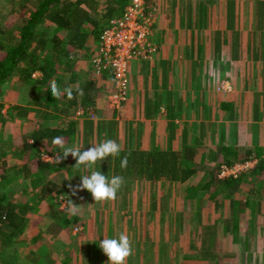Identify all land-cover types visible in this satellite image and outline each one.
<instances>
[{
  "label": "crops",
  "instance_id": "crops-1",
  "mask_svg": "<svg viewBox=\"0 0 264 264\" xmlns=\"http://www.w3.org/2000/svg\"><path fill=\"white\" fill-rule=\"evenodd\" d=\"M241 1L242 0H237V2L233 4L232 0H223L222 6L224 7V11H221V14H219L220 11H218L220 8L219 0H150L148 5L146 2L147 8H149V4H153L154 11L158 15L153 27V33L156 34V30L162 29L161 32L163 36L159 42V52L154 56L152 60L135 59L130 60L128 63L129 76L131 74L130 91L125 106L120 110L121 115H123L125 117V120L130 123L129 131L127 133V139L124 140L126 132L125 128L122 126V124L125 123V120L120 121L121 118L117 111L110 109L107 104V95L112 92V87L109 86L111 84H109L108 87L106 86V82H108L110 78V74L107 72L106 74H104V77L102 79H94V93L96 94L95 99L98 102L99 116L102 117V120L104 119L103 121H101V123H105V120L107 121L106 123L114 122L113 120H119V122L117 123H119L118 126L122 128V131L115 127H108L106 134L105 131H100L97 132L98 134H96V137H94L95 134L93 132H89L87 125L83 121V118H75V122H68L73 123L75 126L73 139H69V136H61V138L63 139L64 143H66L65 146L79 145L82 139L83 141L87 139L90 140L91 145H93L103 141L106 138L116 140L117 143L122 146V149L142 148L171 151L177 155L179 162L187 161L189 162V164L197 165V172L185 181H174L171 178L167 177H161L159 179L137 178L138 181L134 182V184L141 187L139 191H137V194L134 198L126 196L127 198L124 199L125 195H123V193L126 192L124 190L121 193H117V198L115 200L96 202L92 198L91 193L87 190L77 192L78 196L76 194L73 195L72 189L80 183V177L87 174L84 166L81 165L76 171L75 169L70 167L69 163L62 164L61 171H63V173L60 172L61 174H59L56 179H47L46 182L42 180L44 184L42 186L36 185L35 187V190L37 192L40 191V194L39 196H37L38 194L36 192V198L34 197L33 201H41L42 203L48 198L51 200V198L55 195L54 212L49 211L47 208H41L37 210L38 214L42 212L49 219V223H47V225L45 226L46 231L42 234L40 233L37 228V226L39 225L37 221V224L31 225L32 227L29 229L28 234L26 235V237L29 238L36 236L37 240L40 239L38 241V244L40 248L39 251L42 252V258L46 256V254L44 255L43 253H45L49 247H54L56 251L60 252V250H63L64 246L72 244L74 247L72 246L70 250H73L75 253L70 254L59 264H108V257L98 246L99 241L103 238H113L114 236H118L121 232H123L130 237L132 246L134 245V247L136 248L134 254L126 259L125 264H132L129 262L130 258H135L137 261H143L145 259L150 260L151 258H149V255H145L144 253H140L138 251L140 248L143 251V249L148 246L151 249L153 248V241L158 242V238L156 236L160 234L161 231L163 232L164 228L163 227L159 229L156 224L162 226L165 224L166 219L168 220L167 195L162 196L159 201L160 195L157 194L158 190H156L155 188V186L158 185V181L167 179L171 182H174L175 186L178 183L177 186L181 188H178L177 191L184 196L189 194H185V187L187 185L191 187L202 184L201 192H203L202 188L211 178L210 175L212 174V172L215 173L219 181L237 179L239 178V176L246 173L244 172L238 177H221L219 175L220 166L222 164L231 166L250 158L252 155V153H250L251 150L255 151L258 147L264 148V141L262 144H258L256 142L255 136L253 135V132L251 131H245V134H243L244 136L240 137L238 135L239 131L233 132L232 129L234 126H231L228 132L226 130H219L217 136L216 133L214 134L211 130H209L210 128H207V126L202 129V125H200L198 129L200 133L202 131V134L194 133L190 128L191 124L202 122L208 123V121L206 120V116L203 117L200 114L199 109L197 114H190L188 110V107H190L191 103H195L194 105L198 108L200 106H205L206 103H203V97H208V94L205 93L208 91V88H206L205 84L206 73L203 77V85L197 84V81L194 82L191 72L190 75L187 74L188 69L195 65V62L193 63V60L196 59V56H194L195 51H192L191 49L194 50L196 48H199L200 52L198 53L197 58L203 60L226 59L228 60V65L230 64L229 60H231V62L235 59L245 60L242 62L244 66L241 65V67L247 75V79L244 80V83H242L241 89L244 91H248L249 93L252 91L260 92L264 88V73H260L261 68H259V74L262 76H260V78H253L252 81H250L251 79L249 78V68L251 69V67L249 60L254 59L257 56H252V52L249 51L247 46L243 47L244 44H248L247 39H245L243 44L240 45V37L237 34L240 28L244 31L242 27L243 24L240 25V22L242 23V20H240L239 15V3ZM251 3L253 4V6H251ZM240 4L242 5V7L244 6L243 3ZM245 6L246 8H243L242 12L246 10L245 17L243 15V22L247 25V28L248 26H250L252 8L254 10L256 21L264 20V0H250ZM227 12H229V14H227ZM148 13L155 15L153 12ZM11 17L13 18V25L16 24L17 19H19V14ZM10 23H12V21H9V24ZM49 23L52 24L51 22ZM61 31L69 32L66 30H60V32ZM44 33L45 34L43 35L42 33V35L37 40H35V38L33 40L30 52H33V54L35 55L37 54L35 53L36 51L34 52V49L36 48L44 50V56L50 53V50L47 49V46H49V44L51 43H49L48 41L49 37H47L46 32ZM16 34L17 31H13V35L16 36ZM71 35H73V33L69 32V36H67V38H64V43L65 45H68V47H71V45L69 44ZM59 37L61 38V36ZM180 38H182L184 45H190V52L188 57L186 54L183 55V51H177L175 49H171L170 47L171 43L176 44L175 42H178ZM40 40H45L46 42H48V45L46 46L44 42L41 43ZM36 44L37 46H35ZM88 49L95 48L89 47ZM83 52L84 50H79L78 52L75 51L73 55L76 58V56L81 55ZM258 57L260 58V56ZM204 65H206V63ZM233 65L238 66L240 65V62L233 63ZM218 68L220 69V65L218 66ZM229 69L230 71H232L231 68ZM180 70H182L183 73L178 74ZM58 71L63 72L59 68ZM40 74V71H35L33 73V76L38 77L40 76ZM183 75L184 79L182 81ZM75 76L78 77L77 74ZM89 78H91V73ZM80 79L81 78H77L75 84L66 86L72 87L74 89V94L77 97L78 102H80L79 100H81L82 95H77L75 89L77 87L82 89V81ZM85 79V77L82 78V80ZM31 89L32 88L29 85L21 82L18 76L9 79L2 85V98L5 105L0 112V121L3 119L6 120L4 122H0V140H7L10 143L8 144L10 145V149L8 152L11 153L12 151L14 154H21L24 152V155L26 156L24 157L23 161H20L21 164L20 162L14 163L12 164V166H10V169H13L14 171H17V169H21V171L26 172V174H29V170L32 167L31 157L28 153V149L32 148L31 145L33 144V142L31 141L33 139L29 137V135L33 131L40 129L37 128L39 125H36V123L40 122V120H36L35 118L33 120H30L36 126L30 133H24V129H22L21 134L19 135V141H17L16 137H14L16 136V134L14 132L10 133V131H8V128L10 124L13 125L14 123H26L28 120L27 117H30L33 111H46V109L37 107L32 104L30 97ZM47 91L49 94H51L50 89ZM193 91L199 93L194 94ZM201 92L203 96H200L198 98L199 100L197 99L198 101L194 100V96L198 97L199 95H201ZM234 92L235 91H232L230 93H220L226 95L227 98H225L226 100H223L218 104L219 111H217L216 114H218L219 116L220 112H226L225 115L230 116V118L232 119L230 122H227L228 126L233 125L235 121L238 123L245 122L247 123L246 128L249 129L250 123H258L260 125V128L263 130L261 138L262 140H264V102L260 104L258 108H256L253 104H251L249 100L247 101V103H243L244 101H240L239 97L236 99V94ZM23 93L25 95H22ZM66 99V95L62 96L61 102L57 107L62 109L64 108V105L67 106V104L65 103ZM228 102H230L231 104L228 107L223 106V108L222 104ZM178 105L180 106V112H176V106ZM240 105L241 113L239 111ZM219 107H221V110L219 109ZM244 115L245 118H241ZM222 116L224 115L222 114ZM68 123L61 126H53V128H67ZM137 123H139L138 127ZM238 125L239 124H237L236 126L237 130L239 128ZM261 125L263 127H261ZM241 126L244 127L245 125L241 124ZM189 139L194 140V142L188 141ZM138 141L144 142L145 146L140 147V145H138ZM48 142L49 145L53 146L52 140ZM23 143L26 144L23 145ZM209 143H214L215 147H211L210 149L207 148L206 145H208ZM2 144L3 143H0L1 147H3ZM21 145H23V147L21 149H17V147L19 148ZM90 146H84L81 148L83 150V148H87ZM55 147L59 149L57 146ZM228 147L230 148L227 149ZM206 148L208 152H206ZM38 149L40 151L39 147ZM202 149H204L205 152H201L200 150ZM57 152L59 151L54 150L53 153H49L57 155ZM3 154H5V152ZM200 155L203 156L200 157ZM69 157L71 158V155H69ZM204 157L205 160H208V162L204 163V161H201ZM2 162L4 161L2 160ZM45 163L46 162L42 163V166H45ZM94 167L96 168V165ZM202 174L204 175V177H202ZM112 175L120 174H111L110 176ZM127 180L136 179H124L122 188H126L125 182ZM187 182L189 184H187ZM185 184L187 185L185 186ZM46 186L48 188H46ZM248 186L249 189L252 188V185ZM59 187H63L65 189L67 188L66 190L68 193L62 194L61 192L57 191L60 189ZM240 188H243V186L241 185ZM252 189H255V192L251 193L250 191H248L250 194L246 195V198L240 194L239 190L234 191V194L230 195L229 197L220 194L213 200L207 198V195L202 193L197 196V203H202L206 206V204H209V202H219L220 205L221 203L224 206L226 204L227 210V208H231V206H233V203L248 202V199L251 200L250 198H248L250 195H253L254 197L258 196L256 195L258 194V188L254 187ZM160 191L163 192V190ZM199 197L201 199H199ZM69 200H72L80 209L79 212L73 216L72 220L76 222V226H82V230L79 232H76L74 230V228L76 227L75 225L73 226L74 228L72 227L71 233L66 231L67 228L64 227L65 225L63 223V220H67V214H70L67 211V203ZM109 202H117L118 204L115 205V208H112L113 206L110 207V205H108ZM124 202H134L136 203V206L129 207L128 205L124 204ZM158 202L159 206L157 207L156 205L158 204ZM10 203L12 204L14 209V211L12 212L13 220L10 222V225H6L10 227L12 234H14L17 231L21 230L22 227H24L26 218L31 219L32 217H34V215L32 216L31 212L28 210L32 209L35 204L31 203V206L26 207L20 205L17 206L14 204V202ZM135 208L137 209L136 211ZM202 218L204 219L203 216ZM80 220H83L84 222H81ZM231 220L234 226L237 223L244 222L243 215H239L238 217ZM35 222L36 221H34V223ZM42 224L44 225V223ZM83 225L85 226L84 231ZM229 228H231L232 231H235V233L232 231H227L229 232V236L225 237V233H223L222 237L218 238L217 241H222L228 246V248L230 246L232 250H235L240 247V244L235 240L236 235L240 230H244L246 231V234H239V237H243V239L246 241L247 246H249V239L247 234H249L251 228L242 226H236V230H234L235 227ZM176 229L181 230V228L179 227L175 228L174 230ZM199 229L200 228H198L197 226H194L189 229L190 232L183 233H186L185 235L187 237V233L190 234L191 232H193L194 234H196ZM220 229L222 230V228ZM82 231L83 233L81 235H78ZM40 234L42 235L41 238ZM175 235L176 233L171 234V232L168 231L170 244H172L173 246H178L177 243L183 244V241L177 240ZM79 239H81L82 246L77 245ZM243 239H241L242 242H244ZM190 242V245H186L184 251L182 249V264H193V262H189L190 259H204L207 261V256H198L196 258L195 256H190L187 260L188 262L184 260L185 254L189 255L190 251L194 252V246H192L193 240L191 237ZM47 243H50V245L45 246V249L42 244L46 245ZM25 249L29 250L31 248L25 246ZM169 249L170 252L167 251L163 254V260L167 258H169L170 260L172 258L173 260L175 257H177V255L174 256L173 253L170 254L171 248ZM208 250L209 249L207 248L205 252ZM9 253H12V255L16 254V248L14 247L13 250H9V252L7 253H0V255L9 256ZM82 253L84 255H82ZM211 256H213L214 258L216 257L215 254H212ZM71 260H77V262ZM203 263H205V261ZM214 263L222 264V261L218 260ZM229 264L243 263L238 260L234 261L230 259ZM257 264H264V260H258Z\"/></svg>",
  "mask_w": 264,
  "mask_h": 264
},
{
  "label": "rangeland",
  "instance_id": "rangeland-1",
  "mask_svg": "<svg viewBox=\"0 0 264 264\" xmlns=\"http://www.w3.org/2000/svg\"><path fill=\"white\" fill-rule=\"evenodd\" d=\"M98 1H99V4L97 5V7L98 6L100 7L98 8L99 12L97 11L98 13L97 15H95V13L93 14L96 17H102L104 13L106 12L105 7L107 4L106 3L107 1L106 0H98ZM232 1H233V4L237 2V0H232ZM249 1L250 0H242L240 3L244 4L243 7L239 3V6H240L239 15H240V20H242V23L240 22V25L243 24L242 27L244 31L240 28L237 34L240 37V45H242L245 39H247L248 44L247 45L244 44L243 47L247 46L249 51L252 52L251 55L257 56L256 58L249 60L250 67H251V69L249 68V72H250L249 78L251 79L250 81H252L253 78H257V77L260 78V76H262L259 74V68H261L260 73H264V58H263L264 57V20L256 21L254 10L252 8L251 9V20H250V26L251 25L252 26L251 27L248 26V28L246 27L247 25L243 22V15L245 17L246 10L242 12V9L246 8L245 5H247ZM37 2L38 0H0V25L4 27L5 29L10 30L12 35H13V31H17L16 36L19 35L20 27L24 24V20H25L24 18H26L29 12H31L33 9L36 8ZM222 2L223 0H219V3H220V8L218 10L220 11L219 14H221V11H224ZM251 6H253L252 3H251ZM146 10L148 12H153L155 14L154 15L155 19H157L158 15L154 11L153 4H149V8H147ZM17 14H19V19H17L16 24L13 25V20H12L13 18L11 16H16ZM227 14H229V12H227ZM227 18H228V15H227ZM9 21H12V23L9 24ZM161 30L162 29L156 30L157 33L156 34L153 33L152 35V42L157 47V51L151 57H148V58L141 57L138 59H141V60L151 59L152 60L154 56L159 52V47H160L159 42L163 36ZM44 32H46L47 37L49 38H51L53 35H59L63 39L69 36V32H62V31L60 32V30L55 28L53 24H50L49 22H47V24H45V27L41 25L37 26L35 35H34L35 40H37L42 35V33L44 35L45 34ZM96 42L97 40L94 41L91 38L88 46L89 47L91 46L90 48H95L96 45L94 46V43ZM175 43L176 44H172V43L170 44L171 49H175L177 51H183V55L186 54L188 57L189 52H190V45H187V44L184 45L182 38H180V40ZM35 46H37V44ZM47 47H48L47 48L48 50H51L53 45L49 44V46ZM96 50H97V47L95 49H88L84 51L81 55L76 56V58L75 56L74 58H72L73 60L72 64H74L72 65L74 68V72L73 70L72 72L75 75L76 74L78 75L77 78L82 79L83 77H85L87 79L90 77L89 73H91L92 71L91 68H93L91 59L94 53L96 52ZM191 50L195 51L194 56H196V59L193 60V63L195 62V65L191 67L190 69H188L187 74L190 75V72H191L194 82L197 81V84L203 85L202 84L203 77H204V74L206 73L205 84H206V88H208V91L205 92L206 94H208V97L207 98L205 97L206 99L203 97V100H204L203 103H206L205 106L203 107L200 106L198 108L194 105L195 103H191L190 107H188L190 114H193V113L197 114L198 109H199L200 114L203 117L206 116V120L208 121V123L202 122V123L191 124L190 125L191 131H193L194 133L202 134V131L201 133L198 131L199 126L202 125V129L205 128V126H207V128H210L209 130H211L214 134L216 133V136H217L219 130H226L228 132L230 127L234 126L232 129L233 132L239 131L238 135L240 137L244 136L243 134H245V131H251L253 132V135L256 138V142L258 144H262L264 141L261 138L263 130L260 128V125L258 123H255V122L250 123L249 129L246 128L247 123L245 122L238 123L235 121L233 125L228 126L227 122L228 121L230 122L232 120L230 116H226L225 115L226 112L224 111L220 112L219 116L218 114H216V112L219 111L218 104L221 101L226 100L225 98H227L226 95H223L220 93H224V92L230 93L232 91H235L234 93L236 94V99L239 97L240 101L242 100L244 101L243 103H247V101L249 100L251 104H253L254 107L256 108H258L259 105L264 102V88L260 92L252 91L249 93L248 91H244L241 89L242 83H244V80L247 79L246 78L247 75L245 74L243 68L241 67V65L244 66L242 62L245 60L235 59V60H232V62L231 60H229L230 64L228 65V60L226 59H207V60L199 59L197 58V55L200 52V49L196 48L194 50L193 49ZM34 52L37 53L36 56H41V57H43L45 54L44 50H40L38 48L34 49ZM90 54H92L91 58H90ZM258 56H260V58ZM132 60H135V59H132ZM239 62H240V65L238 66L233 65V63H239ZM205 63L206 65H204ZM219 65H220V69L218 68ZM56 66L57 68L62 70L64 65L62 61H59L56 63ZM229 68H231L232 71H230ZM229 72L232 75H230ZM180 73H183V71L180 70L178 74ZM103 75L96 76L95 73H92L91 78L89 79L96 78L97 80H99L103 78ZM183 79H184V75L182 77V81ZM222 81H224V83L226 84H230L231 89L226 90V91L224 90L219 91L216 85H218ZM108 82H106L107 87L109 84H111V75H110ZM130 85H131V74L129 76V91H130ZM109 86L112 87V84ZM193 93L198 94L199 92L193 91ZM22 95H25V94L23 93ZM200 96H203L202 92H201V95H199L198 97L194 96L193 99L197 100ZM67 102L68 101H66L65 103L67 104ZM1 104H3V107H4L5 103H4L3 98L1 99ZM81 105H83L84 107H90L89 109H91V107L94 108L95 116L90 117L87 112H85L84 115H78L77 111L79 110L80 107H82ZM179 108H180L179 105L176 106V112H180ZM220 108L221 107H219V109ZM116 111L120 115V118H121L120 121L125 120V117L121 115V111L120 110L119 111L116 110ZM239 111L241 113V105H240ZM222 114L224 116H222ZM27 118L28 120L26 123H22V124L14 123L15 125L10 124L8 128V131H10V133L14 132L16 134V136L14 137H16L17 141H19L20 139L19 135L21 134L22 129H24L23 131L24 133H30L36 125H39L37 128L53 127V126H59V125L61 126V125L67 124L69 121L75 122L76 120L75 118H83V121L87 125L89 132H93L95 134L94 137H96V134H98L97 132H100V131H105V134H106L108 127H115V128H118L120 131H122V128L118 126L119 123H117L119 122V120L118 121L113 120L114 122H110V123H106L107 121L105 120L104 121L105 123H101V121H103L104 119L102 120L101 119L102 117L99 116V107H98L97 101L92 104H85V103L79 102L78 104L73 105L70 108H68V105L67 106L64 105V108L62 109L61 108L46 109V111H42V112L33 111L31 116ZM34 118L36 120L37 119L40 120V122H37L36 125L30 121V120H33ZM241 118H245V115ZM4 121L6 120L3 119L0 122H4ZM138 124L139 123H137V127H138ZM237 124H239L238 130L236 128ZM241 124H244L245 126L242 127ZM122 126L125 128L126 133H125L124 140H126L127 133L130 127V123L127 120H125V123H123ZM261 127L263 126L261 125ZM104 140H106V138ZM48 141L50 140H45L40 144L37 143L38 147L40 148V151L39 149L36 148V146L29 148V149L27 148L28 153L31 157L32 167L29 170V174H26V172L21 171V169H17V171L10 169V166H12V164L24 160V157H26L24 155V152L21 154H14L10 150L11 151L10 153L8 152L10 149V145L8 144L10 143L7 140L5 141L0 140V143H3L2 144L3 147H1L0 145V190L2 192H6L8 201L12 203L14 202V204L17 206L20 205V206L29 207L31 206V203L35 204V206H33L32 209L28 210L31 212L32 216L34 215V217H32L31 219L26 218L24 222V227H22L21 230L12 234L10 227L8 225L6 224L2 225L5 233L0 234V253H4V252L7 253L9 252V250H13L14 247L16 248L17 253L14 255H12V253H9L10 254L9 256L0 255V264H7V263L8 264H59L65 258H67L70 254L75 253L73 250H70V248L73 245L68 244V246H64L63 250H60V252L56 251L54 247H51V248L49 247L46 250V252L43 253L44 255L46 254V256L42 258L43 257L42 252L39 251L40 248L38 244V241L40 239L37 240L36 236L32 238L26 237L29 229L32 227L31 225L37 224V221L39 224L37 228L40 231V233L42 234L43 232L46 231L45 226L47 225V223H49V219L42 212L38 214L37 213L38 209L47 208L49 211H52V212L55 211V202H54L55 195L51 198V200L48 198L49 200L47 199L43 201L42 203L41 201L40 202H36V200L33 201V198L34 197L36 198V192H37L35 190L36 185L42 186L44 184L42 180L46 182L47 179H51V180L56 179L58 175L61 174L60 172L63 173V171H61L62 164L69 163L70 167L75 169L76 171L81 166V165L79 166L76 165V160L72 156L71 158L68 156L66 159H63L59 162L56 159L57 155L52 154V153L54 152V150H58L59 152L57 153L62 154V150L60 151V149H57L54 145L53 146L49 145ZM82 141L83 139L80 141V144H79L80 147L91 145V142L88 139L84 140L83 142ZM188 141L194 142V140L192 139H189ZM31 142H33V140ZM138 143L140 147L145 146L144 142L138 141ZM25 144L26 143H23V145ZM64 144L66 145V143ZM23 145H21L19 148L17 147V149H21ZM206 147L209 149L211 147L214 148L215 144L209 143L208 145H206ZM202 148H205V147H202ZM207 148H206V152H208ZM200 151L205 152L204 149ZM4 152L5 154H3ZM49 152H52V153H49ZM44 154H49L51 156L54 155L56 157L52 159L51 161H45L43 159ZM203 155H200V157ZM2 160L4 162H2ZM43 161L46 163H53V164H48V166H41V163H44ZM201 161H204V163L208 162L207 159L205 160V157ZM183 165L188 166L187 162H183L182 166ZM202 177H204L203 174H202ZM132 179H136V180H127L125 182L126 188L121 187V189L118 191V193H121L124 190L126 191L123 193V195H125L124 199L127 198L126 196L134 198L137 194V191H139L141 187V186H137L134 184V182L138 181L137 178H132ZM157 184L158 185H156L155 188L156 190H158L157 194L160 195L159 201L162 196L167 195L168 220L166 219L165 224L162 226H159L158 224H156L159 229L163 227L164 228H163V232L161 231V233L156 236L158 238V242L153 241V248L151 249L148 246L144 248L143 251L141 250V248L138 251L140 253L141 252L144 253L145 255H149V258L151 259L137 261L135 258H130L129 260L130 263L132 264L133 263H136V264H182V258H183L181 255L182 249L184 251V249L186 248V245H190L191 243L190 237L193 240L192 246H194V252L190 251L189 255L185 254L184 260L186 262H188L187 260L190 256L191 257L195 256V258L198 256H202V257L207 256L208 258L207 261L204 259H200V260L190 259L189 262H193V264H205V263L206 264H217L214 262H217L218 260H221L222 264H229L230 259L234 261H237V260L241 261V263L243 264H246V261H247V264H257L258 260H264V197H263L264 192H261V193L258 192V194H256L258 196H255V197L253 195H250L248 198H250L251 200L248 199V202L233 203L234 206H231V209L235 206L240 209L242 203L246 205L245 211L243 212L237 211L238 215L236 217H238L239 215H243V218H244L243 227L251 228L249 231V234H247L248 239H249V246H247L246 241L243 239V237H239V234L245 235L246 231L240 230L239 233L236 235V239H235L240 244V247H238L235 250H232V248L230 246L228 248V246L224 242L217 241L218 238L222 237L223 233H225L224 234L225 237H228L229 232L232 231V229L228 227H234L232 220L230 222H228V220L231 218L234 219L236 217L234 216L231 217L232 213L229 215L226 212V204L224 206L222 203L220 205L219 202H209V204H206L205 206L202 203H197V196L203 193L201 192L202 184L189 187L187 185L189 183L187 182V184H185V186L187 185L185 187V194H188V193L189 194L184 195V196L180 192L177 191L178 188H181L177 186L178 183L175 186L174 182H171L167 179H163V180L158 181ZM241 185L243 186V188H239L240 194L246 198V195L250 194L248 192L249 186L248 184H241ZM59 188L60 189L57 191L61 192L62 194L68 193L66 190L67 188L66 189L63 187H59ZM160 190H163V192H161ZM37 194H38L37 196H39L40 191H38ZM76 195L78 196L77 193ZM199 199L201 198L199 197ZM117 204H118L117 202L108 203L110 207L113 206L112 208H115V205ZM124 204L128 205L129 207L136 206V203L134 202H129V203L124 202ZM156 206L157 207L159 206V202ZM136 210L137 209L135 208V211ZM67 215L68 216L66 217V219L68 218L67 221H69L70 223H68L69 228L66 231L71 233L72 227L76 224V222L72 221L74 215L72 214H67ZM202 216L204 217V219L202 218ZM34 221L36 222L34 223ZM42 223H44V225ZM78 224H82V223H78ZM194 226H197L198 228H200L198 232L196 233L197 235L191 232L190 234L187 233V237H186L185 235L186 233H183V232H190L189 229ZM178 227L181 228V230L180 229L174 230L175 228H178ZM220 228H222V230ZM84 230H85V226H84L83 231ZM83 231L79 233L78 235H81ZM168 231L171 232V234L176 233L175 235L176 239L182 240L183 244L177 243L178 246H173L172 244H170ZM232 232L235 233V231H232ZM41 234H40V238L42 237ZM241 239H243L244 242H242ZM49 245L50 243H47L46 245L42 244V246L45 249H46L45 246H49ZM77 245L78 246L81 245V239L78 240ZM25 246H28L31 249L27 250L25 249ZM132 247H133L132 254H134L136 248L134 247V245ZM169 248H171L170 254L173 253L174 256L177 255V257H175L173 260L172 258L171 260L169 258L163 260V254L167 251L170 252ZM207 248L210 251L208 250L205 252ZM83 253L82 255H84ZM212 254H215L216 257L214 258L213 256H211ZM71 261L77 262V260H71ZM204 261L205 263H203Z\"/></svg>",
  "mask_w": 264,
  "mask_h": 264
},
{
  "label": "trees",
  "instance_id": "trees-1",
  "mask_svg": "<svg viewBox=\"0 0 264 264\" xmlns=\"http://www.w3.org/2000/svg\"><path fill=\"white\" fill-rule=\"evenodd\" d=\"M106 1V12L102 17H96L98 8H100L99 6L97 7L99 4L98 0H38L36 9L29 12L26 18H24V24L20 27L18 36H13L10 30L0 25V112L3 108V104H1L2 85L16 76H18L21 82L28 84L32 88L30 90V97L33 105L44 109L58 108L57 106L61 102V98L55 99L47 91L49 90L50 80L55 79L61 89L67 85L76 83L77 76L72 72V65H74L72 64L73 54L79 50L86 51L89 48L88 44L91 38L94 41L97 40L94 46L96 45L98 48L100 35L104 28L113 17L122 14L128 2V0ZM145 2L148 5L150 0H145ZM47 22L54 24L58 30H66L73 33L69 41L71 47L65 45V39L60 38L59 35H53L48 39L49 43L53 45L50 53L44 57L36 56L33 52H30L35 31L38 25L44 27ZM40 42H44L46 46L48 45V42L45 40H40ZM92 59L91 63L93 65ZM59 61L63 62V72H59L56 66V63ZM91 69L92 74L94 73V68ZM35 71H40V76L34 77L33 73ZM94 79L96 78L81 79L83 95L81 96V100H79L80 103H95ZM65 101H68V108L79 103L75 94L74 99H66ZM230 104V102L224 103L222 107H228ZM74 133L75 126L73 123H68L67 128H40L29 135L33 139L31 147L36 146L38 149V144L45 140H52L57 136H69V139H73ZM250 153H252L251 157L258 158V163L252 171L246 172L244 175L239 176V178L219 181L215 173L212 172L211 178L202 188L207 198L213 200L220 194L229 197L234 194V191L239 190L241 184L252 185V188H258V192H264V148L258 147L255 151L251 150ZM125 155L128 158L127 167L121 168L120 160ZM45 164V166H48L47 163ZM182 164L183 162H179L177 155L171 151L123 148L119 157H109L104 161H98L96 169L104 172L109 177L111 174H120L124 179H159L167 177L174 181H185L197 172V165L189 164V162H187L188 166H182ZM46 188L48 187L46 186ZM252 188L249 191L254 193L255 189ZM245 206L242 203L240 209L235 206L232 209L227 208L226 212L229 215L232 213L231 217H236L239 211H245ZM13 211V206L8 201L6 192L0 190V233H5L2 225H10V222L13 220ZM63 223L65 228L68 229V223L70 222L64 220ZM236 226L243 227V223H237L234 226V230L237 229Z\"/></svg>",
  "mask_w": 264,
  "mask_h": 264
},
{
  "label": "built area",
  "instance_id": "built-area-1",
  "mask_svg": "<svg viewBox=\"0 0 264 264\" xmlns=\"http://www.w3.org/2000/svg\"><path fill=\"white\" fill-rule=\"evenodd\" d=\"M155 16L146 11L145 0H128L122 14L113 17L100 35V44L93 55V68L96 76H102L105 72L111 75L112 92L107 95V103L110 109L121 110L129 96L128 63L132 59L151 57L157 47L152 42ZM218 90H230V84L220 82ZM82 107L77 111L78 115L85 112L94 117V108ZM56 156L44 154L45 161H51ZM258 163L257 157H250L234 165L222 164L220 166L221 177H238L240 174L252 170ZM76 232L82 230V226L74 228Z\"/></svg>",
  "mask_w": 264,
  "mask_h": 264
},
{
  "label": "clouds",
  "instance_id": "clouds-1",
  "mask_svg": "<svg viewBox=\"0 0 264 264\" xmlns=\"http://www.w3.org/2000/svg\"><path fill=\"white\" fill-rule=\"evenodd\" d=\"M49 89L55 99H60L65 94L67 99H74V89L72 87L61 89L55 79L50 80ZM75 92L77 95H83V90L79 87L75 89ZM52 144L62 150V154L58 153L56 157L59 162L71 155L76 160V165H83L87 173L80 177V183L72 189L73 195L87 190L96 202L112 201L117 198V193L124 184V178L120 175L109 177L94 167L98 161L120 156L122 146L116 140L106 139L83 150L79 145L65 146L63 139L59 136L52 139ZM127 163L128 158L125 155L120 160V167L126 168ZM79 210L72 200L68 201L67 211L70 214L76 215ZM98 246L108 257V264H125L126 259L133 253L130 237L123 232L113 238H103Z\"/></svg>",
  "mask_w": 264,
  "mask_h": 264
}]
</instances>
